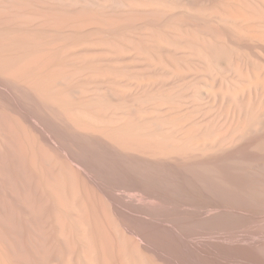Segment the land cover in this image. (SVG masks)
I'll use <instances>...</instances> for the list:
<instances>
[{"label": "bare ground", "instance_id": "1", "mask_svg": "<svg viewBox=\"0 0 264 264\" xmlns=\"http://www.w3.org/2000/svg\"><path fill=\"white\" fill-rule=\"evenodd\" d=\"M0 264H264V0H0Z\"/></svg>", "mask_w": 264, "mask_h": 264}]
</instances>
